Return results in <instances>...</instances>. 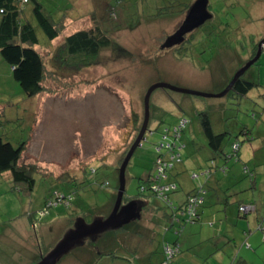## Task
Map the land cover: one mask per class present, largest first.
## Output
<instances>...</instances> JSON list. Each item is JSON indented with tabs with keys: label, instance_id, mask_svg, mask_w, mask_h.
<instances>
[{
	"label": "rangeland",
	"instance_id": "374dc122",
	"mask_svg": "<svg viewBox=\"0 0 264 264\" xmlns=\"http://www.w3.org/2000/svg\"><path fill=\"white\" fill-rule=\"evenodd\" d=\"M196 1H40L47 11L59 13L56 18L65 14L63 28L47 48L37 47L44 56L47 73L44 91L32 99L23 95L12 78L11 68L0 57V111L5 120L0 134L13 141L27 140L35 124L21 162L40 168L45 176L56 180L36 176L35 188L27 194L13 191L8 175L0 178V264H37L73 229L78 219L91 223L111 212L117 173L139 133L144 96L151 86L164 83L218 94L233 70L250 60V50L264 38V0H208L211 19L185 41L183 38L181 45L167 47L169 37L182 25L189 5ZM24 9L25 16L30 14L31 24L36 25L30 12L32 4ZM94 26L104 30L112 41L111 47L102 49L95 57H68L62 46L65 37ZM37 33L44 42L39 29ZM58 55V60L65 58L64 63L59 64ZM243 76L259 86L240 98L232 92L221 98H199L160 88L151 93L147 131L152 133L145 134V140L128 163L123 205L128 203L127 199L138 196V180L153 170V148L161 142L163 129L172 130L181 117L191 123L182 134L181 142L186 147L180 152L181 163L174 169L179 172L175 179L184 192L204 182L202 176L190 179L192 174L201 173L211 158L199 130L195 114L198 109L208 112L215 131L231 134L224 144L225 150L229 148L227 143L246 128L252 132L254 140L249 143L255 144L256 151V145L264 141V45L256 65ZM257 137L262 139L256 141ZM249 143L242 148L243 161L253 157ZM99 165L102 175L90 174ZM234 165L233 161L228 164L229 173ZM241 167L242 163H237L238 177ZM256 174L257 184L254 190H246L245 202L258 203L264 194V164ZM100 176L109 182L106 189L97 187ZM212 176V182L220 188L231 186L232 180L228 182L221 173ZM66 180L75 181L71 204L67 208H49L39 216L49 196L71 191V183ZM241 180L247 182V178ZM237 186L239 189L242 184ZM213 189L208 192L211 196ZM224 206L210 199L202 209L201 221L185 227L179 238H196H190L189 245L181 242L182 253L189 256L184 264H238L239 258L247 264H264V232L256 231L255 216L250 214L228 223ZM145 217L141 235V218ZM141 218L131 221L129 229L109 230L96 241L87 239L56 264H140L135 259L141 256V238L151 239L143 250L158 254L166 223L150 217L148 212ZM249 229L252 235H258L254 240L244 237ZM211 232L216 238L207 240Z\"/></svg>",
	"mask_w": 264,
	"mask_h": 264
},
{
	"label": "trees",
	"instance_id": "16d2710c",
	"mask_svg": "<svg viewBox=\"0 0 264 264\" xmlns=\"http://www.w3.org/2000/svg\"><path fill=\"white\" fill-rule=\"evenodd\" d=\"M40 1L41 0H0V57L11 68L13 80L19 85L23 95L28 99H32L44 91L47 66L43 54L37 50V47L47 48L50 43L58 38L61 32L60 30L63 28L62 21L65 17V14H63L60 18H56L59 13L47 11ZM29 3L32 4L30 12L36 21V25L31 24L32 21L29 20L30 14L29 16H25L24 6ZM38 29L44 37V42L41 41L37 33ZM104 29L107 30L106 27H104ZM257 44L250 50L248 55L249 59H252L256 55ZM111 45L112 41L104 30L99 26H94L87 30L73 32L66 36L62 46L64 49L63 52L68 57L74 58L77 56L95 57L102 49H108ZM60 49L62 50V48ZM58 57L60 58L58 55L56 59ZM64 60V57H62L61 60L57 59V61L60 62L59 64L64 63ZM254 65H256V62L252 66ZM241 66L243 65H240L238 69H240ZM238 69H234V73L232 72L230 74L231 76L228 78L224 89ZM258 86L255 80L251 81L241 76L228 93L232 92L234 93L233 95L240 98L244 97L249 91ZM191 103L194 102L192 101ZM195 114L199 124V130L210 150L211 158L206 168L202 169L201 173L192 174L190 179L194 181L196 178L202 176L204 182L197 183L195 187L187 189L184 192L175 179V176L178 175L179 172L174 169L177 164L181 163L180 152L186 147V145L181 142L182 134L191 123L189 119L181 117L178 125L174 126L172 130L167 128L163 129L161 133V142L153 148L155 153L153 170L147 173L144 178L138 180V196H136L135 199H127L128 202H133L137 208L139 207L140 212V206L146 202L148 204L155 203L163 213L161 219L166 223L163 227V235L159 243V250H157L159 253L156 251L158 253L156 255H160L158 264H179L178 262L181 261L184 256H188L181 251V242H183L184 238L179 237L182 236L181 233L187 225H194L201 221L202 209L208 204L210 199H214L221 204L224 203V219L226 222L231 223L233 219L236 222V219L239 217L246 218L248 215L253 214L257 223L256 231L264 232V227H262L264 223V194L261 196V201H258V203L256 200L251 201L250 199L249 202H245L248 198L245 196V192L246 190L255 189L257 184L256 171L264 164V141L260 140L261 142L259 145H256L255 151V144L249 143V141L254 140V138L251 137V130L243 128V130L239 132L240 134L234 137V140L227 143L229 148L225 150L224 144L232 137L231 134L225 131H215L213 127L214 123L212 124L211 118L205 109H198ZM3 122H5V120L2 119L0 111V126ZM33 127L31 133L33 132ZM147 130L145 134L147 132L150 134L152 133ZM145 134L141 143L145 140ZM242 134L245 138L240 140L238 137ZM30 136L29 139L31 138ZM29 139L13 141L4 133L0 134V178L8 175L12 190H20L27 194L33 192L36 176L44 179L56 180L51 175L45 176L46 172L40 170V168L21 162L22 154ZM259 139L262 138L257 137L256 141ZM193 143L194 141H191V144ZM245 143L251 145L253 157L243 161V159H245V153L244 150L242 151V148ZM231 161L236 165L239 162L242 163L240 177L235 175L236 165H234L229 173L230 169L228 164H230ZM101 169L99 165L98 169H92L90 174L95 176L99 173V175H102ZM173 171H175V174ZM218 172L225 176L228 182L232 180V183H230L231 186L229 185L228 188L222 189L217 183L212 182L213 179L211 180V178L213 177V173ZM237 174L239 173L237 172ZM87 175H89V173ZM242 177L247 178V182H243L241 180ZM66 181L71 183V191L64 195L56 193L51 197L49 196V198L45 200L44 207L40 210L39 215L42 211L47 212L49 208L60 205L67 208L71 204L73 194L76 192L75 181ZM96 183L97 187L100 189H106L109 186V182L102 176H100V179L96 181ZM213 183L214 185H210ZM240 184H242V186L238 189L237 185ZM235 186L237 187L235 188ZM212 188H214V196L208 193L210 190L212 193ZM115 189L117 190V187ZM179 192H182L184 195L182 200L174 199L173 196ZM123 198L125 199V197ZM47 204H50V206ZM229 214H231V217ZM220 225H222L221 221ZM168 232L171 233L170 237H166ZM244 235V237H246L245 239L248 240L249 238V240H253L250 239L253 236L250 229L247 230ZM247 247L251 249L249 244ZM43 256H41L40 259ZM237 263L247 264L243 258H239Z\"/></svg>",
	"mask_w": 264,
	"mask_h": 264
},
{
	"label": "water",
	"instance_id": "95a60500",
	"mask_svg": "<svg viewBox=\"0 0 264 264\" xmlns=\"http://www.w3.org/2000/svg\"><path fill=\"white\" fill-rule=\"evenodd\" d=\"M211 17L212 15L208 11V0H197L187 11L186 17L179 29L173 36L169 37L167 47L180 44L187 33L193 31L196 28H199L207 20L211 19ZM263 45L264 38L257 44L256 55L235 72L226 88L218 94H208L176 88L164 83H159L151 86L144 96V118L139 133L137 135V138L129 148L128 152L126 153L118 170V185L111 212L105 218H96L91 223H86V221L81 218L78 219L73 229H70L59 240V242L44 257L40 259L37 264H56L73 247L82 245L87 239H91L90 241H96V238L101 236L103 233L109 230L115 231L123 227L125 224H128L130 221L136 220L140 217L139 207L137 208L133 202H128L125 205L122 204V199L125 192V172L134 151L137 147L140 146L141 141L144 139V134L147 130L149 118V99L151 93L155 89H166L173 92L202 98L223 97L233 88L236 81L241 76H243L244 73L255 62H257L261 55V49Z\"/></svg>",
	"mask_w": 264,
	"mask_h": 264
},
{
	"label": "crops",
	"instance_id": "0c3cea01",
	"mask_svg": "<svg viewBox=\"0 0 264 264\" xmlns=\"http://www.w3.org/2000/svg\"><path fill=\"white\" fill-rule=\"evenodd\" d=\"M182 195H183V193H179V194L174 195L173 198L176 199V200H182ZM147 212L150 213V217H152V218H156V217L161 218V217H163L162 211L159 209V207L155 203L148 204V203L145 202V203H143L141 205V212H140L141 215H140V217L137 218L135 221L137 222V220H140V218L143 217ZM231 214H229L230 217H231ZM145 218H141V235H142L143 228H145V224H146V221H147V217H145ZM164 222L165 221H163L162 223L164 224ZM129 223L128 224H125L123 227L126 228V229H129L128 228V225H130ZM164 226L165 225H163V227ZM253 237L256 238V237H258V235L255 234L250 239H253L254 240L255 238H253ZM190 238H196V237H185V239L183 240V242L185 244H188L189 245L190 244L189 243L190 242ZM201 238H203V236ZM209 238L210 239L211 238H216L215 236H213V232H211L208 235L207 240ZM150 240L151 239H148L147 240V238H141V246L139 247V248H141V256H139V257L137 256V258H136V259H138V262H140V264H158L159 261H160V255H154V254H151V252H147V251L143 250L145 248L144 246L146 245V243L149 242ZM188 259H189V256H184L182 258V260L179 261L180 262L179 264L186 263Z\"/></svg>",
	"mask_w": 264,
	"mask_h": 264
},
{
	"label": "flooded vegetation",
	"instance_id": "af4514ba",
	"mask_svg": "<svg viewBox=\"0 0 264 264\" xmlns=\"http://www.w3.org/2000/svg\"><path fill=\"white\" fill-rule=\"evenodd\" d=\"M190 7H191V6L189 5L188 10L190 9ZM180 25H181V24H180ZM196 29H198V28H196ZM196 29H194V30H196ZM194 30H193V31H194ZM193 31L187 33V34L184 36V41L186 40V37H188V35H190ZM184 41H182V42L180 43V45H181Z\"/></svg>",
	"mask_w": 264,
	"mask_h": 264
},
{
	"label": "built area",
	"instance_id": "2783aa9c",
	"mask_svg": "<svg viewBox=\"0 0 264 264\" xmlns=\"http://www.w3.org/2000/svg\"><path fill=\"white\" fill-rule=\"evenodd\" d=\"M61 198V197H60ZM48 206H50V204H47ZM43 214H45V212L44 211H42L41 213H40V215L39 216H42Z\"/></svg>",
	"mask_w": 264,
	"mask_h": 264
}]
</instances>
